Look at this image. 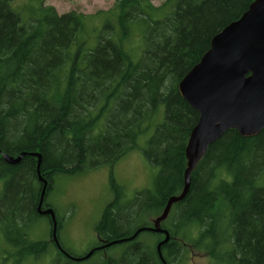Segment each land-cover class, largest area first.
<instances>
[{
  "label": "trees",
  "instance_id": "1",
  "mask_svg": "<svg viewBox=\"0 0 264 264\" xmlns=\"http://www.w3.org/2000/svg\"><path fill=\"white\" fill-rule=\"evenodd\" d=\"M10 1L0 0V230L14 247V264L51 254L50 245L56 248L51 264H162L156 244L164 234L150 231L85 260L70 258L79 256L60 241L61 219L47 194L57 173L108 165L112 196L94 226L93 247L153 226L184 187L185 148L199 118L178 84L212 37L253 0H113L95 14H59L41 0L39 17L27 19ZM90 15L101 18L92 47L82 36ZM134 27L143 40L138 60L125 47ZM134 149L158 171L151 188L127 198L112 166ZM21 152L41 154L39 170L48 182L41 208L53 207L64 251L52 239L49 215V239L27 236L40 215L37 158L28 154L10 164L2 157ZM263 176L264 127L249 137L228 129L211 143L191 171L187 194L160 223L170 235L161 247L167 264L188 250L202 252L206 264H264Z\"/></svg>",
  "mask_w": 264,
  "mask_h": 264
},
{
  "label": "water",
  "instance_id": "2",
  "mask_svg": "<svg viewBox=\"0 0 264 264\" xmlns=\"http://www.w3.org/2000/svg\"><path fill=\"white\" fill-rule=\"evenodd\" d=\"M182 98L199 113V118L187 140L184 187L180 194L168 198L162 213L154 219L153 226L141 227L124 238L111 240L93 247L76 261L89 258L94 251L134 239L142 231L164 234L156 244L162 264H167L161 253L170 235L161 227L172 204L181 201L190 186V174L208 146L218 140L228 129H236L241 136L257 135L264 127V0H253L248 9L236 20L215 34L208 50L184 75L178 84ZM37 158L36 170L42 183L37 211L49 215L51 236L58 248L64 251L57 237V219L52 207L42 209L47 180L40 174L41 154L21 152L16 157L3 154L10 164L18 163L25 155Z\"/></svg>",
  "mask_w": 264,
  "mask_h": 264
},
{
  "label": "rangeland",
  "instance_id": "3",
  "mask_svg": "<svg viewBox=\"0 0 264 264\" xmlns=\"http://www.w3.org/2000/svg\"><path fill=\"white\" fill-rule=\"evenodd\" d=\"M164 0H152L159 5ZM41 0H11V7L21 14L23 19L39 17ZM44 5H53L59 14L75 10L84 14H95L98 10H108L113 0H43ZM92 21L87 23L82 34L88 47L97 42V32L101 26L100 16L90 15ZM134 32V33H133ZM132 36L126 43L135 60H138L143 49L142 32L134 27ZM140 146L145 147L143 139ZM114 177L126 190V197L131 198L135 191L151 188L158 167L148 161L142 149H134L121 157L112 166ZM110 166L102 165L86 168L73 174L57 173L54 185L46 197L59 218L61 226L59 239L75 256H82L93 248L97 241L94 226L101 216L103 207L111 199L112 191L109 184ZM264 177V176H263ZM2 182L0 181V190ZM27 236L32 240L50 238V222L47 215H39L27 227ZM149 239L148 235L142 237ZM153 241V237H150ZM105 248V247H104ZM41 257H29L23 264H51L56 248ZM14 247L5 239L0 230V264H14L12 255ZM207 259L202 252L185 251L173 264H206Z\"/></svg>",
  "mask_w": 264,
  "mask_h": 264
}]
</instances>
